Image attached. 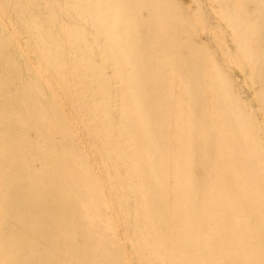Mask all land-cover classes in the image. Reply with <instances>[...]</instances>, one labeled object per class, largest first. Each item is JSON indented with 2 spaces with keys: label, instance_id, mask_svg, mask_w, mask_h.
Returning a JSON list of instances; mask_svg holds the SVG:
<instances>
[{
  "label": "bare ground",
  "instance_id": "6f19581e",
  "mask_svg": "<svg viewBox=\"0 0 264 264\" xmlns=\"http://www.w3.org/2000/svg\"><path fill=\"white\" fill-rule=\"evenodd\" d=\"M208 4L261 126L198 0H0V264H264V0Z\"/></svg>",
  "mask_w": 264,
  "mask_h": 264
},
{
  "label": "rangeland",
  "instance_id": "374dc122",
  "mask_svg": "<svg viewBox=\"0 0 264 264\" xmlns=\"http://www.w3.org/2000/svg\"><path fill=\"white\" fill-rule=\"evenodd\" d=\"M181 2H189L191 0H180ZM199 4L201 5V16L204 24V31L202 32L199 37H196L197 41L205 43L210 50L213 52L214 57L217 59V61L221 64V66L225 69V71L228 73L233 86L235 89L239 92L242 100L244 103L248 106V108L251 110V113L254 117V119L257 121L259 126H261L262 117L261 114L257 108V104L255 103L254 97H253V91L247 84V66L244 65L243 68L239 69L235 66H232L228 64L225 59L223 58L221 52L217 49L215 44L211 41L209 34L207 33V29L211 27L213 24H217L218 20L214 16L213 12L210 9V6L208 4V0H198ZM107 73H109V67H106ZM258 116V117H257ZM261 135L264 142V131L261 130ZM128 249H130L132 261L134 264H137L136 260V254L133 252V246L132 244L128 243L127 245Z\"/></svg>",
  "mask_w": 264,
  "mask_h": 264
}]
</instances>
